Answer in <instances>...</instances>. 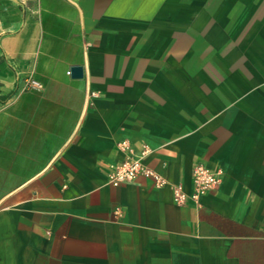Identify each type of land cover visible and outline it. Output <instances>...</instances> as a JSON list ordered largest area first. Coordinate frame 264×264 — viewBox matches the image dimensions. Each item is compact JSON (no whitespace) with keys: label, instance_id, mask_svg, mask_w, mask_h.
Listing matches in <instances>:
<instances>
[{"label":"crops","instance_id":"crops-1","mask_svg":"<svg viewBox=\"0 0 264 264\" xmlns=\"http://www.w3.org/2000/svg\"><path fill=\"white\" fill-rule=\"evenodd\" d=\"M0 264H264V0H0Z\"/></svg>","mask_w":264,"mask_h":264},{"label":"built area","instance_id":"built-area-1","mask_svg":"<svg viewBox=\"0 0 264 264\" xmlns=\"http://www.w3.org/2000/svg\"><path fill=\"white\" fill-rule=\"evenodd\" d=\"M27 87L39 86L36 80L27 82ZM118 149L122 152L123 157L117 163L111 165L110 171L107 173V182L113 186H121L132 183L140 176H149L155 179L158 187L168 184V180L148 167L145 163V157L148 153L147 147L136 148L129 139H121L117 142ZM220 177L218 173L211 170L202 163L196 164L192 169V185L191 193H188L182 183L171 185L173 198L178 205H185L189 200L199 204V198L204 193L218 186Z\"/></svg>","mask_w":264,"mask_h":264},{"label":"water","instance_id":"water-1","mask_svg":"<svg viewBox=\"0 0 264 264\" xmlns=\"http://www.w3.org/2000/svg\"><path fill=\"white\" fill-rule=\"evenodd\" d=\"M71 74L75 77H81L83 75V67L80 65H74L71 68Z\"/></svg>","mask_w":264,"mask_h":264}]
</instances>
